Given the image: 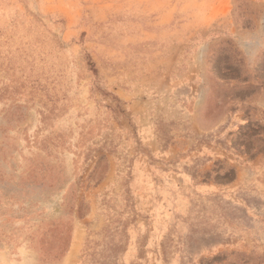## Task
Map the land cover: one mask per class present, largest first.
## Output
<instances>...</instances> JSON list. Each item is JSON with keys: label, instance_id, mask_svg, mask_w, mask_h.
<instances>
[{"label": "rangeland", "instance_id": "rangeland-1", "mask_svg": "<svg viewBox=\"0 0 264 264\" xmlns=\"http://www.w3.org/2000/svg\"><path fill=\"white\" fill-rule=\"evenodd\" d=\"M0 264H264V0H0Z\"/></svg>", "mask_w": 264, "mask_h": 264}]
</instances>
